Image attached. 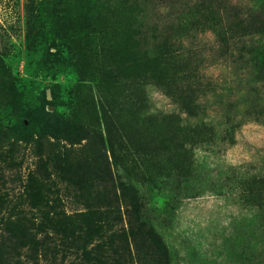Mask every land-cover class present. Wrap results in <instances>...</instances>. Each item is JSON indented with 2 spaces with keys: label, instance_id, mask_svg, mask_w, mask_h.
I'll return each instance as SVG.
<instances>
[{
  "label": "rangeland",
  "instance_id": "1",
  "mask_svg": "<svg viewBox=\"0 0 264 264\" xmlns=\"http://www.w3.org/2000/svg\"><path fill=\"white\" fill-rule=\"evenodd\" d=\"M154 1L0 0V264H85L54 233L41 254L24 237L45 235L39 179L70 214L106 210L107 236L139 203L171 264H264V0H158L162 17ZM152 72L183 107L215 91L233 103L189 127L160 112L166 99L141 79ZM37 108L79 140H22ZM20 218L13 235L6 221ZM146 251L132 264L167 263Z\"/></svg>",
  "mask_w": 264,
  "mask_h": 264
},
{
  "label": "trees",
  "instance_id": "2",
  "mask_svg": "<svg viewBox=\"0 0 264 264\" xmlns=\"http://www.w3.org/2000/svg\"><path fill=\"white\" fill-rule=\"evenodd\" d=\"M154 2L160 6L157 15L162 17L163 12L167 11L169 8L166 10L165 8H167V5H162V7L158 0ZM219 12L225 15L229 14L230 11L228 9H223V11L219 10ZM226 18L225 16L224 19ZM231 30L235 29L229 28V31ZM231 35L232 36L227 39L230 48L240 49L241 46L245 44L246 38L238 36V33L234 31ZM216 43L219 44L218 41ZM218 44H215V46ZM141 79L149 81L143 84L146 86L156 83L158 86L156 89L159 90L166 99L163 107H161L162 111L160 112L171 111L176 113L182 122L189 125V127H195L197 122L200 124L202 122L207 124V121H212L213 114H215L213 113V107L219 100H222L225 104L233 103V96L229 95L227 100L224 101V96H219V91H215L212 95V102H210L211 100L207 99L204 94L197 95V93H195V96L191 97L190 102L192 103L183 107V105L177 101V97L170 92L169 86L166 83L168 78L163 77L162 73H143ZM178 110L179 113H177ZM39 112L46 115L48 118L40 120V125L35 127ZM31 113L34 119L25 120L21 126L20 137L22 140L30 141L32 137L37 136V143H40L39 148L41 147V141L46 137H49V142L51 143L53 142L50 138L55 140L64 138L70 143H76L79 140L77 137H74L75 134L67 127L66 121L62 119L61 116L39 108ZM76 183L79 184L78 182ZM48 190L47 185L39 179L35 187V192L37 191L38 194L34 193L32 196L34 199V207L40 211V219L34 224L37 225L38 232L45 234L43 240H36L28 234L24 235V237L28 238L27 240H29V244L33 246V249L39 251L40 254L46 251L49 244L48 240H51V242L54 241L55 238L51 237V234L54 233L68 244L67 247L77 249V251L80 252V260L85 264H132L134 255H140L143 248L147 249L146 252L151 259L155 260L156 257H159L161 260H166V264H171V259H168L166 254L167 246L161 241L155 227H153L149 219L147 217L146 221L143 219V212L146 214L147 209L142 208L139 203L133 202L134 212L136 214V221H134V224L128 223L127 229L120 230L117 234L107 236V232L110 230L109 221L111 220L106 210L88 205L85 210L70 214L61 208L60 204L62 201L59 198H54L52 200L48 198ZM24 221L25 220L21 218L18 219V221H13L11 219L6 221V225L8 230L14 235V232L18 230V228L20 233L22 232L19 224ZM117 240L120 246L115 248L111 244ZM152 247H155V249L151 252L149 250H152Z\"/></svg>",
  "mask_w": 264,
  "mask_h": 264
}]
</instances>
